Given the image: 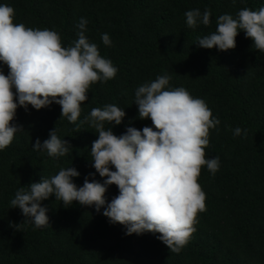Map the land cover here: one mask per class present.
<instances>
[{
  "label": "trees",
  "instance_id": "trees-1",
  "mask_svg": "<svg viewBox=\"0 0 264 264\" xmlns=\"http://www.w3.org/2000/svg\"><path fill=\"white\" fill-rule=\"evenodd\" d=\"M13 7L14 23L55 31L63 47L77 39L81 17L86 36L101 56L118 69L108 81L90 85L75 123L61 116L53 103L36 110L18 107L13 123L23 126L11 144L0 150V264H264V52L239 30L236 47L226 51L198 47V37L216 29L223 14L234 17L242 8L258 10L264 0H0ZM211 10V24L186 25L189 10ZM107 33L111 46L101 37ZM7 75L8 68L0 62ZM169 75V88L183 87L203 99L220 123L210 129L205 158L219 157L213 175L202 166L198 183L205 193V210L197 213L195 231L177 253L157 237L159 233L126 235V228L110 223L94 206L73 202L64 207L54 194L47 206L49 224L36 228L10 200L41 177L75 167L73 181L85 177L103 182L92 166L90 147L98 138L85 117L93 108L114 104L126 115L119 125L105 122L116 135L126 126H153L138 118L135 89L160 75ZM246 130L234 135L235 128ZM72 146L65 156H49L32 144L49 137L52 129ZM113 170H115L113 168ZM89 173H96L94 177ZM118 195L108 186L107 201ZM106 207V205H105ZM18 225V228H16Z\"/></svg>",
  "mask_w": 264,
  "mask_h": 264
},
{
  "label": "clouds",
  "instance_id": "clouds-1",
  "mask_svg": "<svg viewBox=\"0 0 264 264\" xmlns=\"http://www.w3.org/2000/svg\"><path fill=\"white\" fill-rule=\"evenodd\" d=\"M235 3V0H233ZM13 7L0 5V62L8 68L0 69V150L7 148L23 126L13 123L18 107L26 111L28 105L36 110L56 103L61 116L75 123L81 114V104L88 100L91 84L113 79L118 69L110 59L101 56L98 46L86 36L87 20L81 17L77 39L63 47L55 31L26 27L14 23ZM186 25L211 24V10L193 9L184 13ZM239 30L253 41L252 47L264 52V7L258 10L242 8L234 17L223 14L216 19V29L197 38V46L221 51L234 49ZM111 46L107 33L101 37ZM171 77L158 76L135 89L134 103L138 118H150L153 126L141 129L126 126L116 135L105 122L119 125L124 109L107 104L93 108L84 118L98 133L90 147L92 166L104 178L101 183L85 177L77 186L73 178L80 173L75 167L62 168L50 178L41 177L28 188H19L11 207H18L36 228L49 224L47 206L41 202L54 194L64 207L74 201L94 206L110 223L125 226L126 235L145 232L159 233L157 237L171 251L179 252L192 232L197 213L205 210V193L197 182L202 166L215 175L219 157L205 158L210 129L220 123L201 98H194L185 88H169ZM241 128L234 135H241ZM33 150H44L49 156H65L71 143L61 139L57 130H50L43 142L39 138ZM113 168L115 170H113ZM96 173H89L94 177ZM115 184L118 195L107 201L108 186ZM106 205V207H105ZM18 228V225H16Z\"/></svg>",
  "mask_w": 264,
  "mask_h": 264
}]
</instances>
